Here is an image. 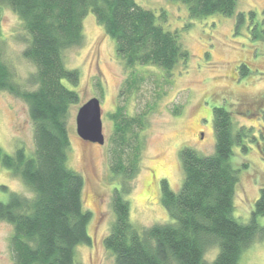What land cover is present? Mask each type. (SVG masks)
<instances>
[{"label": "trees", "instance_id": "16d2710c", "mask_svg": "<svg viewBox=\"0 0 264 264\" xmlns=\"http://www.w3.org/2000/svg\"><path fill=\"white\" fill-rule=\"evenodd\" d=\"M172 1L187 5L191 19L231 17L238 4V0ZM0 4L9 6L23 22L29 36L23 56L36 68L29 79L34 88L23 89L0 58V91L25 101L34 125L31 155L24 147L13 154L0 148V165L32 194L10 192L8 201H0V221L13 227L9 246L14 264H77L76 248L93 243L88 233L92 213L83 204L84 177L68 167L70 111L80 97L64 83L76 88L80 82L79 71L66 67L64 55L82 45L89 12L116 42L126 73L116 109L108 114L112 123L109 168L120 182L112 194L114 221L105 248L115 264H238L263 231L257 218L264 216V187L251 220L239 222L234 197L240 170L234 168L232 157L236 145L247 152L243 145L247 130L234 134L232 115L224 107L213 111L214 152L202 155L183 148L181 188L174 191L166 179L161 181V202L172 222L139 230L130 220L126 197L141 170L148 117L165 94L163 76L169 77L179 62L190 58L178 32L166 31L155 13L135 0H0ZM138 66L153 70L144 73ZM240 70L242 75L249 72L246 65ZM149 85L159 91L144 102L143 91ZM95 86L103 95L101 83ZM133 100L144 102L135 115L129 113ZM180 111L181 106L175 105L172 112ZM213 248L219 251L210 261L206 255Z\"/></svg>", "mask_w": 264, "mask_h": 264}, {"label": "rangeland", "instance_id": "374dc122", "mask_svg": "<svg viewBox=\"0 0 264 264\" xmlns=\"http://www.w3.org/2000/svg\"><path fill=\"white\" fill-rule=\"evenodd\" d=\"M135 1L155 13L158 24L166 31L178 32L190 58L186 63L179 62L169 77L163 76L167 84L165 94L148 117L141 170L133 181L131 194L126 197L131 222L139 230L172 222L161 202V181L166 179L174 191L181 188L183 148H192L202 155L214 152L213 111L221 106L232 115L234 134L241 128L247 130L243 145L248 150L244 152L243 146L236 145L232 164L240 170L234 216L239 222L248 223L264 187V0H238L233 16L213 15L203 19H191L188 6L177 1ZM83 26L82 45L67 50L64 55L66 67L78 70L80 76L76 88L64 81L80 97L70 111L68 167L84 177V209L92 213L88 233L93 243L78 246L75 261L115 264L113 254L104 246L114 221L112 194L120 182L109 168L112 123L108 114L116 109L126 73L116 52V42L97 23L92 12L85 17ZM28 38L17 14L0 4V58L8 65L14 81L23 89L32 90L29 79L36 68L23 56ZM242 65L248 67L247 75L241 74ZM138 70L149 73L153 68L138 66ZM98 81L103 95L95 86ZM157 90L147 86L143 91L144 102L151 101ZM92 98L101 101L104 145L85 142L77 134L78 110ZM144 102L138 104L133 100L129 113L135 115ZM175 105L181 106L179 114L172 112ZM20 147L29 155L34 151V125L28 104L0 91V148L13 154ZM10 192L32 196L20 179L0 165V201H8ZM257 221L263 231L243 252L238 264H264V216H259ZM12 233L13 227L0 221V264H14L9 246ZM218 251L217 248L208 251L207 259H214Z\"/></svg>", "mask_w": 264, "mask_h": 264}, {"label": "water", "instance_id": "95a60500", "mask_svg": "<svg viewBox=\"0 0 264 264\" xmlns=\"http://www.w3.org/2000/svg\"><path fill=\"white\" fill-rule=\"evenodd\" d=\"M78 136L85 142L104 145L102 109L99 98H92L78 110L76 117Z\"/></svg>", "mask_w": 264, "mask_h": 264}]
</instances>
